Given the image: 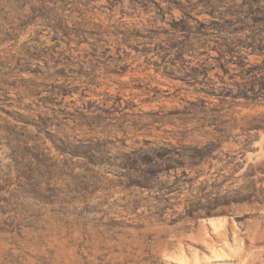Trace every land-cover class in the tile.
Here are the masks:
<instances>
[{"label":"rangeland","instance_id":"374dc122","mask_svg":"<svg viewBox=\"0 0 264 264\" xmlns=\"http://www.w3.org/2000/svg\"><path fill=\"white\" fill-rule=\"evenodd\" d=\"M0 264H264V0H0Z\"/></svg>","mask_w":264,"mask_h":264},{"label":"trees","instance_id":"16d2710c","mask_svg":"<svg viewBox=\"0 0 264 264\" xmlns=\"http://www.w3.org/2000/svg\"><path fill=\"white\" fill-rule=\"evenodd\" d=\"M201 209H203V207L202 206H194V205H192L191 207H190V213L188 214V216L190 217V218H192V219H197V218H199L201 215H203L202 214V212H201ZM208 209H210V208H208ZM221 214H224L225 213V211H222V212H220ZM205 215H208V216H210L211 215V212H206V214Z\"/></svg>","mask_w":264,"mask_h":264}]
</instances>
